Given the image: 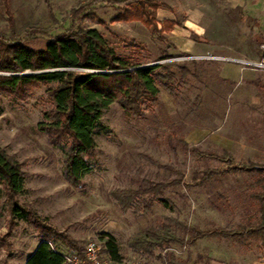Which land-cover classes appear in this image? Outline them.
I'll return each mask as SVG.
<instances>
[{
    "label": "rangeland",
    "instance_id": "374dc122",
    "mask_svg": "<svg viewBox=\"0 0 264 264\" xmlns=\"http://www.w3.org/2000/svg\"><path fill=\"white\" fill-rule=\"evenodd\" d=\"M90 1L0 0V34H12V17L27 45L44 49L51 36L72 26L74 12ZM153 1L168 6L155 17L164 38L145 22L117 21L125 10L104 2L88 6L74 20L77 27L97 30L121 58L136 67L178 62L193 73L182 78L172 67L175 79L165 80L171 90L162 82L156 84L157 100L148 98L142 104L145 118L129 119L117 104L106 109L101 119L104 129L95 131L94 170L79 188L64 179L63 151L40 128L51 107L45 87L34 89L26 101L0 95V148L25 173V189L18 202L70 236L80 249L97 240L106 257L100 234H107L116 239L124 260L135 256L143 264H164L158 256L164 259L166 252H157L153 258L138 255L127 247V241L166 217L201 230L235 229L261 220L264 175L257 172L214 178L208 188L167 189L162 197L165 202L156 199L150 214L124 211L111 194L136 190L143 180L168 183L184 178L191 182L207 169L224 166L215 159L224 153L239 166L264 168V71L242 70L217 59L260 60L264 0ZM165 21L179 24L169 30ZM43 32L45 36L37 34ZM165 55L172 59H162ZM155 74L165 76L168 71L161 68ZM181 141L198 151H186ZM5 201L0 186V264H25L43 237L25 220L12 219ZM55 245L68 249L61 240ZM169 251L195 264H264L261 244L255 238L205 239L195 247Z\"/></svg>",
    "mask_w": 264,
    "mask_h": 264
},
{
    "label": "trees",
    "instance_id": "16d2710c",
    "mask_svg": "<svg viewBox=\"0 0 264 264\" xmlns=\"http://www.w3.org/2000/svg\"><path fill=\"white\" fill-rule=\"evenodd\" d=\"M102 2L125 10L124 14L117 16V21L136 19L145 22L159 37L164 38L163 28H158L155 17L159 9H167L168 6L153 0H92L74 12L72 26L60 35L51 36L44 49L29 47L21 38V32L12 17L9 18L12 34H0V95L26 101L34 89L46 88L45 95L51 107L45 112L40 128L52 145L63 151L64 179L76 188L94 170L93 160L98 153L95 131L103 128L101 119L106 109L117 104L127 118H145L142 104L148 98L154 102L157 100L160 91L156 84L162 82L165 88L171 90L165 80L168 77L175 79L172 67L179 70L182 78L193 74L178 62L136 67L121 58L97 30L76 26L74 20L85 14V8ZM165 24L172 30L179 23L165 21ZM162 59L172 57L165 55ZM161 68L168 71V74H155ZM181 146L186 151H198L184 141H181ZM215 159L222 161L224 166L207 169L191 182L184 178L168 183L143 180L136 190H115L111 195L124 211L140 210L143 215L152 213L156 199L165 202L162 197L170 188H208L214 178L220 179L236 173L257 172L264 175L261 167L255 164L239 166L227 153ZM163 168L168 169L167 166ZM24 179L25 173L20 165L0 148V186L6 197V210L12 219L25 220L40 231L43 237L25 264H66L59 251L53 248L57 241H64L71 250L81 253L83 250L70 236L62 235L46 224L28 205L18 202V197L25 189ZM262 187L264 189V179ZM260 201L263 202L260 208L262 216L257 224L239 225L235 229L201 230L177 218L166 217L158 225L152 224L140 229L126 244L134 253L150 258L157 252H166L164 259L158 256L164 264H195L190 258L181 259L169 250L175 247H195L198 241L205 239L244 241L255 238L261 244L264 258V193ZM100 238L110 260H124L112 235L100 234Z\"/></svg>",
    "mask_w": 264,
    "mask_h": 264
},
{
    "label": "built area",
    "instance_id": "2783aa9c",
    "mask_svg": "<svg viewBox=\"0 0 264 264\" xmlns=\"http://www.w3.org/2000/svg\"><path fill=\"white\" fill-rule=\"evenodd\" d=\"M262 56L260 60H242L238 58H217L219 60L225 61L227 63H234L239 65L242 70H252V71H264V44H262ZM215 59V60H217ZM53 248L57 249L59 253L62 255L66 264H143L140 260H138L135 256H131L129 258H125V260L121 262L110 260L107 256L104 257L103 250L96 240H90L82 249V253L79 251H74L71 249L61 250L55 246Z\"/></svg>",
    "mask_w": 264,
    "mask_h": 264
},
{
    "label": "crops",
    "instance_id": "0c3cea01",
    "mask_svg": "<svg viewBox=\"0 0 264 264\" xmlns=\"http://www.w3.org/2000/svg\"><path fill=\"white\" fill-rule=\"evenodd\" d=\"M223 77H224V79H226V80H230V78H228L227 76H224V75H223ZM190 264H194V263H190Z\"/></svg>",
    "mask_w": 264,
    "mask_h": 264
},
{
    "label": "water",
    "instance_id": "95a60500",
    "mask_svg": "<svg viewBox=\"0 0 264 264\" xmlns=\"http://www.w3.org/2000/svg\"><path fill=\"white\" fill-rule=\"evenodd\" d=\"M261 170H263V171H264V168H261Z\"/></svg>",
    "mask_w": 264,
    "mask_h": 264
}]
</instances>
